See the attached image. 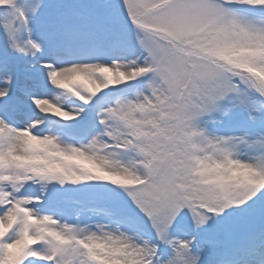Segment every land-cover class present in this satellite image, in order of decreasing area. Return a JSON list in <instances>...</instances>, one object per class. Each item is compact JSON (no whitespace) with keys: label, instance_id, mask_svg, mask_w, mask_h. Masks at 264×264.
I'll return each instance as SVG.
<instances>
[{"label":"snow or ice","instance_id":"6c2138e0","mask_svg":"<svg viewBox=\"0 0 264 264\" xmlns=\"http://www.w3.org/2000/svg\"><path fill=\"white\" fill-rule=\"evenodd\" d=\"M0 264H264V0H0Z\"/></svg>","mask_w":264,"mask_h":264}]
</instances>
